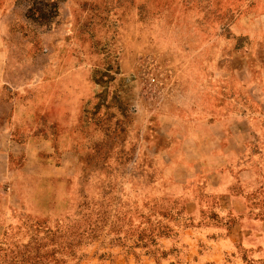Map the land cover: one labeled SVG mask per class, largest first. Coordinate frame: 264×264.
I'll return each instance as SVG.
<instances>
[{
    "label": "rangeland",
    "instance_id": "rangeland-1",
    "mask_svg": "<svg viewBox=\"0 0 264 264\" xmlns=\"http://www.w3.org/2000/svg\"><path fill=\"white\" fill-rule=\"evenodd\" d=\"M0 51V133L47 141L0 264H264V176L235 175L244 214L197 179L262 152L264 0H0Z\"/></svg>",
    "mask_w": 264,
    "mask_h": 264
},
{
    "label": "crops",
    "instance_id": "crops-1",
    "mask_svg": "<svg viewBox=\"0 0 264 264\" xmlns=\"http://www.w3.org/2000/svg\"><path fill=\"white\" fill-rule=\"evenodd\" d=\"M2 52L0 51V77L2 69ZM258 91V90H257ZM259 95L264 98V90H259ZM214 126L217 124H213ZM255 129L258 130L256 133L259 135V139L263 143L262 152L257 155V160L253 164L252 169H238L243 157L240 153H233L231 155H223V149L213 148L208 150L206 153H201L198 156L199 162V175L197 179L203 185L205 193L217 202L219 198L228 201L230 207L229 210L237 211L244 214L246 210L245 202L241 199L242 196H233V188H237V184L240 181L245 184H249L252 181L250 178L253 176L263 175L264 176V122L256 121ZM7 132L0 133V145L6 144L4 148H0V211L2 208L1 194L4 188H27L29 174L32 172V166L37 156L38 147L42 144L47 143L44 139L30 136L23 141H17L13 135ZM15 149H19V152H13ZM213 151V152H211ZM19 162V163H18ZM17 163V164H16ZM232 165V166H231ZM227 166H231L233 173L227 170ZM235 175L238 177L235 178ZM236 184V186H235ZM243 185V184H242ZM239 188V187H238ZM242 188H246L245 186ZM214 202V201H212ZM197 208L199 213L202 208V203L196 199L191 201ZM215 206L216 203L214 202ZM226 208L225 210H227Z\"/></svg>",
    "mask_w": 264,
    "mask_h": 264
}]
</instances>
